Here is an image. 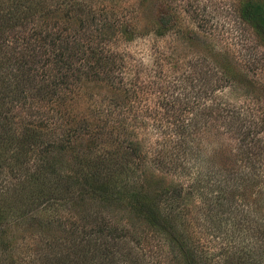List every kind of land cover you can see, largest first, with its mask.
I'll list each match as a JSON object with an SVG mask.
<instances>
[{
    "label": "trees",
    "instance_id": "trees-1",
    "mask_svg": "<svg viewBox=\"0 0 264 264\" xmlns=\"http://www.w3.org/2000/svg\"><path fill=\"white\" fill-rule=\"evenodd\" d=\"M107 7L84 0H0V252L7 251L4 245L18 228L56 219L61 201L81 202L96 195L124 207L143 224L144 231L134 238L143 235L153 254L150 260L160 262L156 251L162 250L176 264H264V178L258 167L264 114L236 110L237 118L231 113L234 125L239 123L234 128L230 113L219 104L210 105L208 110L219 111L214 121L225 123L202 126L204 136L212 127L223 140L232 131L239 133L235 147L228 148V163L221 161L224 146L197 154L191 168L203 164L208 176L200 170L196 186L164 183L154 173L148 177V171L142 174L139 133L132 130L137 140L129 138L124 116L126 97L135 88L121 81L118 54L104 46L106 34L110 40L118 33L133 40L137 30L127 13L118 15ZM238 15L264 46V0H242ZM70 23H77L78 29L72 30ZM169 25L170 20L162 18L152 30L163 35ZM222 68L233 71L228 63ZM206 77L201 78L204 98L226 82L239 81L224 72L210 91ZM100 81L110 86L104 91V109L96 110L104 114L98 116L104 117V131L88 118L79 120L73 111L79 92L94 97L83 88ZM121 133L128 142L120 141ZM101 140L104 152L96 148ZM186 155L172 167L188 169ZM147 162L153 170L163 166L160 153ZM195 190L202 195L196 221L205 236L198 234L182 203ZM112 225L107 228L109 244L96 264H148L145 252L132 245L123 250L130 227L125 222Z\"/></svg>",
    "mask_w": 264,
    "mask_h": 264
},
{
    "label": "rangeland",
    "instance_id": "rangeland-1",
    "mask_svg": "<svg viewBox=\"0 0 264 264\" xmlns=\"http://www.w3.org/2000/svg\"><path fill=\"white\" fill-rule=\"evenodd\" d=\"M84 1L97 8L112 7L118 15L127 13L128 22L137 30L133 40L123 38L121 33L110 40L106 34L104 46L118 54L121 81L135 88L126 97L128 109L124 116L128 118L126 132L129 135L132 130L139 133L142 165L138 171L142 174L148 171V177L154 173L155 179L164 183H181L190 187L199 182L200 170L208 176L207 167L203 164H195L191 168L200 151L205 155L224 146L221 161L228 163V148L235 145L239 132L234 129L237 133L232 131L223 140L217 128L212 127L204 136L202 126L225 123L214 121L219 111L208 110L210 105L219 104L225 113H230L227 118L233 122L234 128L239 123L234 125L231 113L237 118L236 110L242 113L244 110L258 113L259 110L264 114V46L238 15L242 0ZM162 18L170 20V25L166 33L158 35L152 28ZM77 26V23L69 24L72 30L78 29ZM225 63L233 71L226 72L222 68ZM224 72L235 74L239 81L226 82L216 93L204 98L200 92L204 88L201 78L208 76L206 86L208 90L215 91L218 78ZM94 84L83 88L94 93V97L88 98L89 93L79 92L73 102V111L79 120L88 118L94 123V128L104 131V117L102 120L98 117L104 114L96 110L104 109V91L110 86L107 87L104 81ZM226 128L225 134L229 132ZM121 135L120 141L128 142L124 141L127 135ZM261 135L264 137V130ZM129 138L137 140L133 134ZM96 148L98 152H104V141L101 140ZM190 149L196 154L186 155ZM183 152L188 157L184 164L190 167H172L180 156H184ZM156 153L161 154L163 166L153 170L147 161ZM259 159L258 167L264 178V151ZM196 191L188 194L182 203L189 209V217L195 220L198 234L205 236L196 221L200 220V206H203L202 195ZM59 208L56 219L45 222V225L36 219L38 216L34 219L40 224L16 228L12 239L4 245H7V251L0 252V264H96L102 258L106 243L109 244L107 234L110 229L107 231V228H114L113 222H125L130 227L131 231L126 236L128 240L121 243L125 245L123 250L132 245L136 251L145 252L147 259L153 255L146 241L142 240L143 235L134 238L144 231V226L124 207L96 195H87L81 202L63 200ZM202 238L208 240V237ZM156 255L160 262L150 259L145 262L176 264L165 251L157 250Z\"/></svg>",
    "mask_w": 264,
    "mask_h": 264
}]
</instances>
